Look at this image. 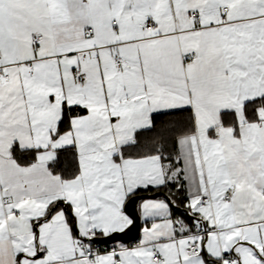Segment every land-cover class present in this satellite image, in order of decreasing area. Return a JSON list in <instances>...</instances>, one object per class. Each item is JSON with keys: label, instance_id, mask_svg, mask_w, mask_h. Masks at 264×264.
<instances>
[{"label": "snow or ice", "instance_id": "snow-or-ice-1", "mask_svg": "<svg viewBox=\"0 0 264 264\" xmlns=\"http://www.w3.org/2000/svg\"><path fill=\"white\" fill-rule=\"evenodd\" d=\"M0 264H264V0H0Z\"/></svg>", "mask_w": 264, "mask_h": 264}, {"label": "water", "instance_id": "water-1", "mask_svg": "<svg viewBox=\"0 0 264 264\" xmlns=\"http://www.w3.org/2000/svg\"><path fill=\"white\" fill-rule=\"evenodd\" d=\"M140 195L142 197H151V198H158V197L165 198L167 196L163 192H154V193H149V194L144 193V194H140ZM137 202H138V200H137ZM136 203L129 205V207L130 206L133 207ZM133 213H136V212L133 211ZM139 229H140V222L138 221L136 227L132 228V230L127 232L126 235L125 234H121L122 242H125V243L135 242L137 240V238H138ZM114 243H115V241H109L107 244H101V245H111V244H114Z\"/></svg>", "mask_w": 264, "mask_h": 264}, {"label": "crops", "instance_id": "crops-1", "mask_svg": "<svg viewBox=\"0 0 264 264\" xmlns=\"http://www.w3.org/2000/svg\"><path fill=\"white\" fill-rule=\"evenodd\" d=\"M158 192H160V191H158ZM141 194H144V193H141ZM147 194H149V193H147ZM155 199H163V198H161V197H158V198H155ZM138 204H139V200H138V202L132 207V206H128V211L129 212H131V213H133V211H137V207H138ZM140 227H141V222H140ZM139 236H140V229H139V234H138V238H139ZM138 238H137V240H138ZM136 240V241H137ZM135 241V242H136ZM135 242H131V243H128V244H132V243H135ZM115 244V243H114ZM113 244H111V245H109V247L110 246H112Z\"/></svg>", "mask_w": 264, "mask_h": 264}, {"label": "trees", "instance_id": "trees-1", "mask_svg": "<svg viewBox=\"0 0 264 264\" xmlns=\"http://www.w3.org/2000/svg\"><path fill=\"white\" fill-rule=\"evenodd\" d=\"M154 192H158V191H150V192H142V193H154ZM160 192H163V193H165L166 195H168V193H167V191H165V190H161ZM103 245H100V247H102ZM104 246H108L109 247V245H104Z\"/></svg>", "mask_w": 264, "mask_h": 264}, {"label": "built area", "instance_id": "built-area-1", "mask_svg": "<svg viewBox=\"0 0 264 264\" xmlns=\"http://www.w3.org/2000/svg\"><path fill=\"white\" fill-rule=\"evenodd\" d=\"M102 247H108V246H104V245H103Z\"/></svg>", "mask_w": 264, "mask_h": 264}]
</instances>
